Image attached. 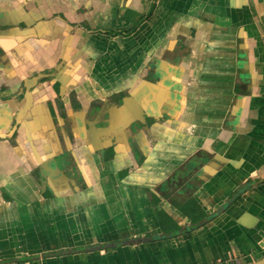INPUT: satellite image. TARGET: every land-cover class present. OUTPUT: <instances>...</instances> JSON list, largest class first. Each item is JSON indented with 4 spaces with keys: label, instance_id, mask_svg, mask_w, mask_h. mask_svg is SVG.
<instances>
[{
    "label": "crops",
    "instance_id": "1",
    "mask_svg": "<svg viewBox=\"0 0 264 264\" xmlns=\"http://www.w3.org/2000/svg\"><path fill=\"white\" fill-rule=\"evenodd\" d=\"M10 1L1 7L12 8ZM26 3L39 16L57 13L54 36L35 33L109 52L126 87L144 86L149 64L148 104H174L178 119L153 127L143 142L148 157L125 185L109 180L119 157L94 172L100 183L81 197L42 196L16 166L10 142H0V264H250L264 257V0L13 2ZM198 154L205 159L196 169L172 177Z\"/></svg>",
    "mask_w": 264,
    "mask_h": 264
},
{
    "label": "flooded vegetation",
    "instance_id": "2",
    "mask_svg": "<svg viewBox=\"0 0 264 264\" xmlns=\"http://www.w3.org/2000/svg\"><path fill=\"white\" fill-rule=\"evenodd\" d=\"M13 2L12 8L0 5V142H10L16 166L42 196L83 195L100 183L94 172H104L119 157L109 180L114 187L125 185L148 157L143 142L153 138V127L177 122L175 105L148 104L149 64L141 76L146 84L134 92L113 74L119 67L109 52L96 53L93 43H52L42 36L55 32L51 22L57 13L39 16L27 3L15 8ZM202 156L189 157L172 177L196 169Z\"/></svg>",
    "mask_w": 264,
    "mask_h": 264
},
{
    "label": "water",
    "instance_id": "3",
    "mask_svg": "<svg viewBox=\"0 0 264 264\" xmlns=\"http://www.w3.org/2000/svg\"><path fill=\"white\" fill-rule=\"evenodd\" d=\"M250 264H264V257H262V258H260V259H258L256 261H253Z\"/></svg>",
    "mask_w": 264,
    "mask_h": 264
}]
</instances>
